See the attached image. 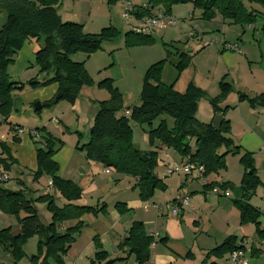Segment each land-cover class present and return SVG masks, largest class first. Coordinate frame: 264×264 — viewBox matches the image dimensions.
<instances>
[{
    "label": "trees",
    "instance_id": "1",
    "mask_svg": "<svg viewBox=\"0 0 264 264\" xmlns=\"http://www.w3.org/2000/svg\"><path fill=\"white\" fill-rule=\"evenodd\" d=\"M146 7L135 6L134 15L142 18L153 14L160 9L169 14L170 7L187 0H143ZM245 2H256L264 6V0H195L194 6L202 9L203 18L212 20L218 14L222 21L232 25L249 26L254 24L260 15L249 10ZM58 0H0V11L5 13V21L0 26V125L6 123L12 107V93L22 90L23 85L10 81L8 68L14 63V58L24 43L35 39L41 43L40 49L34 54V64L40 74L51 75L42 82L35 80L27 84L31 88L57 85V94L60 99L74 103L85 88H89L92 80L82 63L71 61L70 55L76 52L86 56L93 54L100 43L113 39L118 32L113 28H105L98 34H85L81 25L62 22L56 13L55 6ZM142 6V7H141ZM127 44H143L150 40L149 35H140L131 30L125 34ZM162 62L150 66L146 71L142 90L139 95V104L124 106L120 93L116 91L110 81H102L99 86L110 91V100L99 102L92 126L89 130L88 143L82 147L85 159L88 162L100 164L117 174L130 176L136 180L134 189L142 202L150 200L156 191H164L165 185L154 175L158 163V147H164L176 153L182 160L203 168L202 177L218 174L224 168V157L228 153L238 154L239 147L233 145L230 137V124L222 120L219 130H215L212 123L203 124L196 120V106L203 96L202 90L189 84L183 93L173 90L172 86H165L160 82ZM184 64L177 66L180 71ZM19 86L16 88V86ZM220 95L211 100L212 104L221 101L231 92L230 84L221 80L218 83ZM238 102H246L252 109H264V94L248 96L238 93ZM58 100L53 98L45 103L54 104ZM42 107V105H41ZM128 111L129 116H124ZM217 112L214 111V116ZM220 113V112H219ZM172 120V126L162 117ZM158 123L153 127V123ZM132 125L142 128L147 126L146 133L149 148L154 150L134 149ZM34 138V137H32ZM19 144L20 139L14 138ZM41 147L35 146L36 170L32 173V180L37 181L43 176L49 178L52 192H56L64 200L62 207L55 206L52 192L40 195L35 199L28 197L26 189L11 191L5 189L0 182V213L14 215L18 219V233L12 236L9 229L0 230V246L9 252L13 264L24 258L21 246L30 238H37L36 254L29 257L31 264H63L62 258L74 241V236L82 226L79 218L84 215L97 216L105 213L106 205L101 203L94 206H79L75 202L81 198V189L68 180L56 176L58 166L53 160L54 141L49 135L40 137ZM40 142H34L35 145ZM224 152L220 154V150ZM9 148L0 142V167L8 172L12 171L16 161L11 157ZM243 167L241 182L236 191L241 197L233 200V205L239 213L241 225L252 224L256 237L264 239V229H260L259 218L262 213L249 204L255 190L261 184L254 169L253 154L243 151L239 159ZM22 184V183H21ZM205 188H213V183H207ZM223 190H233L231 185L223 183L219 186ZM34 202L45 203L50 213V223L43 225L37 215ZM116 211L123 215L128 212L125 204H115ZM20 213L24 216L18 217ZM67 221L76 224L59 230V226ZM95 253L89 264H114L121 259H108L102 250L98 238H93ZM160 242H164V239ZM154 237L145 232L141 223L131 225L127 237L118 248L132 256L136 264H146L150 259V247ZM244 245H237L236 238L227 237L219 246L210 250L204 257L221 259ZM254 247L251 246V254ZM214 264V263H209Z\"/></svg>",
    "mask_w": 264,
    "mask_h": 264
},
{
    "label": "rangeland",
    "instance_id": "2",
    "mask_svg": "<svg viewBox=\"0 0 264 264\" xmlns=\"http://www.w3.org/2000/svg\"><path fill=\"white\" fill-rule=\"evenodd\" d=\"M31 1L37 2L38 0ZM129 1L134 6H140L143 0ZM194 1L187 0L184 3L171 6L169 14L176 20L175 24L149 34L150 40L148 43L129 45L127 44L125 34L131 28L121 18L124 0H58V4L54 8L62 22L81 25L82 31L85 34H98L105 28H113L118 32L117 36L113 39L102 41L99 48L89 56L81 52L70 55L71 61L83 64L84 69L92 80L91 86L85 88L84 91H89L88 99L96 111L99 108V102L108 101L111 97L110 91L107 88L99 86V83L102 81L111 82L116 91L120 93L124 106L139 104V95L142 90L144 75L150 66L159 62H162L160 82L163 85L172 86L173 90L178 93H183L189 84L202 90L203 96L197 101L195 118L203 124L212 123L215 116H222V114L224 119H226L230 111L235 109L238 93L248 96L262 93V91L256 90L260 88V79L264 76V35L258 32L262 19H264V6L256 2H245L246 8L254 10L260 17L252 25L240 26L229 24L226 21L218 20L217 22H213L205 20L202 16V9L195 7ZM4 21L5 13L0 11V26ZM131 22L134 23L133 20ZM223 40L231 44L237 43L241 51V53L231 52L238 56V61L235 67L228 71H222L221 64L217 61L219 41ZM30 45L33 46L32 43ZM39 46L41 47V43H39ZM243 46L248 47L249 54L246 59L245 55H243L245 53ZM259 51L263 55L262 58L258 56ZM226 52L230 51H224V53ZM16 57L17 55L14 61ZM32 62L20 79H12L14 83L23 85V89L19 91L15 90L12 93L13 105L10 114L12 118H16L24 123L26 136L30 129L36 131V138L29 136V145L41 147L40 137L43 135H49L53 139V157L54 162L58 166L56 176L63 180L71 181L83 192L82 189H85L84 185L89 184L93 177L101 175L102 171H104L102 166H97L99 164L95 163L96 165H94V163L88 162L85 159L84 151H82V147L89 140V130L92 126L95 111H79L74 104L75 102L72 104L64 99H60L56 103L47 106L45 103L48 101L45 100V97L41 93L47 91L45 87L48 85L31 88L27 83L31 80L42 82L50 78L51 75L40 74L34 64V59ZM180 62L184 64V67L179 71L177 66ZM12 65L8 68V73ZM221 80L230 84L232 90L224 99L212 104L211 100L218 98L220 95L218 83ZM56 95L57 93L54 95V98ZM36 103L42 105L41 110H34ZM214 111L217 112L215 116L213 115ZM261 113V115H257L256 126L255 124L249 125V123L244 125L247 127V132L251 131L253 134H257L259 140L262 142L261 146H263L264 111ZM162 118L168 123V127L172 126L170 118L166 116ZM157 123L158 120L153 123V127ZM239 125L238 129H236L237 132L244 130ZM0 127V140L2 143H14L13 139L18 137L8 128L9 124H4ZM148 129L147 126L139 128L132 125L134 143L141 150H146L149 147L148 141H145ZM230 137L233 145L239 147L240 150H238L237 155L233 153L226 154L224 157L225 168L221 172L223 175L224 173H229V177H234L231 163H236L237 159H240L243 154V147L240 145L241 133L237 134L234 131ZM34 142L40 143L35 145ZM21 144H23V139L18 145ZM219 152L222 154L224 149H221ZM253 155L254 161L256 156L259 160V152L257 150ZM228 163L230 164V172L228 170ZM238 165L242 167L239 160ZM159 167L156 169V172L160 174L162 168L159 169ZM256 168L254 162L256 176L259 178L261 184L255 190L250 201L262 213L261 221L264 225V164H260L259 170ZM17 172V164H15L12 171L8 174L10 180L2 186H6V189L12 191L20 190V186L16 184V180L19 177ZM59 173L67 179L62 178ZM111 175L115 176V174ZM213 175L216 176L215 174ZM102 177L104 176L102 175ZM223 177L226 178V176ZM21 178L26 185H33L32 177L28 178L24 175ZM228 184L233 188V190L228 189L229 195L230 192L231 196H234L236 193L238 195V191L236 190L239 186L231 182H228ZM37 185L38 188L48 186L47 179L44 177L40 178ZM52 193L55 206L62 207L64 200L58 193L54 191ZM27 194L30 199L39 197V194L35 195L34 191H27ZM82 196L81 194V198L75 204L83 201ZM88 199L89 196L86 195V203ZM223 200L230 204L232 203V200H229L228 196ZM33 204L41 222L44 224L50 223L51 217L46 204L40 202H34ZM22 216H24L23 213L18 215V217ZM18 228L16 216L5 213L0 214V230L9 229V233L15 236L18 233ZM252 230V226H249L244 231L245 236L253 241L264 240L255 237L256 235ZM247 237H244V240L248 239ZM34 239L30 238L27 241L33 243L32 240L36 241ZM27 241L21 246L25 256L17 264H23V262L31 264L25 251ZM34 245L35 249L28 250L29 257L36 254L37 243ZM33 250L35 253L31 255ZM221 261L225 263L224 259ZM256 263L264 264V259H259ZM0 264H13L9 252L2 249V246H0Z\"/></svg>",
    "mask_w": 264,
    "mask_h": 264
},
{
    "label": "crops",
    "instance_id": "3",
    "mask_svg": "<svg viewBox=\"0 0 264 264\" xmlns=\"http://www.w3.org/2000/svg\"><path fill=\"white\" fill-rule=\"evenodd\" d=\"M144 4H146V2L142 1L140 5ZM218 20L222 21L221 17L216 14L211 21L217 22ZM258 32L264 35V19H262ZM239 41L241 40L239 39ZM31 43L33 46L30 45ZM219 43L229 42L223 40L219 41ZM26 44L22 46L12 67L9 69L8 74L11 82H13L12 79H20L21 76L26 73L28 66L33 63L34 54L40 49L39 42L35 39H30ZM220 44L217 52V61L220 62L222 71H228L235 67L238 61V56L231 52L224 53V51H221ZM243 47L245 51L243 55H245L246 59L249 54L248 47ZM258 54L259 57H263L260 51ZM260 82V88L256 91H262L264 94V76L260 79ZM18 87L19 86L17 85L16 88ZM45 88H47V91L41 93V95L45 97L46 101H49L50 99H53L54 95L57 93V85L50 84ZM252 96L255 95H250V97ZM88 97L89 91L83 90L81 96L74 104L79 111L96 112V109L91 106ZM41 108L42 107L40 106V110ZM235 109V111H230L226 117V120H228L231 127L230 136L234 131L237 134L241 133L240 145L243 147V151L252 154L256 150L259 152V160L256 156L254 161L255 166L257 167L256 169L259 170L260 164H264V157L261 152L262 142L259 140L257 134H253L251 131L247 132V127L245 125L249 123V125L255 124L256 126L257 115H261V112L264 111V109H255L256 111L251 110L246 102H238V99ZM4 124H9L8 128H10V130L11 126L24 128V123L16 118H12L11 114ZM239 124L244 130H239V132H237L236 129H238ZM18 138L20 139V143L23 139V144L18 145L11 142L5 143V146L10 150L11 157L17 164V173L19 177L16 180V184L20 186V189H26L28 192L34 191L35 195L39 194L40 196L51 193L52 189L49 190L47 185L46 187L38 188V180H32L33 185H26V183L23 182L21 176L25 175L28 178H31L32 173L36 170L35 147L29 145L30 137L28 135ZM146 140L147 137H145V141ZM0 142L2 141L0 140ZM149 149L154 150V148L151 149L149 147L146 150ZM155 150L158 151V163L154 170V175L161 180L166 188L163 192L156 191L153 198L146 202L139 200L138 192L133 188L136 180L126 175L113 172L106 174L102 171L101 175H96L92 178V181L89 184L84 185L85 189H82L83 201H79L76 204L79 206H94L105 203L106 211L97 216L84 214L79 218L78 221L81 222L82 226L74 236L73 243L63 256V264H89V260L95 253L93 242L94 237L98 238L102 250L108 255L107 260L121 259V261H116L114 264H136L132 256L128 257L126 251L118 248L119 244L127 237L131 225L135 222L141 223L144 226L145 232L154 237V243L150 247V259L146 264H230L228 261V255H225L221 259L210 257L208 260H204L205 255L210 250L219 246L229 236L236 238L237 245H244L249 241L253 242V254H251V251L247 254L248 264H257L256 261L264 259V245H260L257 240L253 241L245 236L244 231L249 228V226H252V231L255 234L254 226L252 224L241 225L239 223V213L233 205V200L238 197L240 198L241 195H237L236 193L234 194V197L231 196L232 194L230 192V195L228 196L229 200H232V203L230 204L223 200L227 197L214 195L211 193V189L204 187L207 183H213L214 187H219L221 184L228 182L235 183L239 186L243 174L242 167L238 165L239 159H237L236 163H231V167L234 170V177H229V173H224L223 175L222 172H219L216 176L210 175L207 178L199 180L196 178L195 173L187 176L167 175L166 171L168 168L180 164L183 160L176 153L164 147H158V149ZM94 165L96 164L94 163ZM97 166L101 165L99 164ZM158 167L159 169L162 168L160 174L156 172ZM228 170L230 172L229 163ZM9 173L10 172H8V174ZM111 174H115V176ZM59 175L62 178H65L61 173H59ZM102 175L104 177H102ZM223 176H226V178ZM43 177L47 179L48 183L49 178L46 176ZM4 188L6 189V186H4ZM178 194L188 196V205L184 208H179L177 216L171 215V213L166 210L158 213L154 209L155 204L163 206L173 202ZM86 195L89 196L87 203ZM250 200L248 201L249 204L258 209V207L251 203ZM117 203L125 204L128 212L123 215L119 214L115 209V204ZM63 204L64 202H62V205ZM261 218L262 217L259 218L258 222L260 229L263 230L264 225L262 224ZM75 224V221L64 222L59 226V230L64 232ZM244 237H247L248 239L244 240ZM33 238H35L36 241L32 240L33 243L27 241L25 244V251L28 260L30 256L28 250L35 249L34 244L37 243V238ZM163 239L164 242H160ZM34 253L33 250L31 255ZM223 259L225 260V263L221 261ZM23 264H29V262H23Z\"/></svg>",
    "mask_w": 264,
    "mask_h": 264
},
{
    "label": "built area",
    "instance_id": "4",
    "mask_svg": "<svg viewBox=\"0 0 264 264\" xmlns=\"http://www.w3.org/2000/svg\"><path fill=\"white\" fill-rule=\"evenodd\" d=\"M146 7V5H142ZM141 6V7H142ZM136 8L129 0H124L123 2V10L121 13L122 20L131 28V31L140 34V35H149L156 30L165 29L169 26L175 24L176 20L170 15L164 13L160 9H155L153 14L150 16H145L142 18H136L134 15ZM131 20L134 21L131 22ZM221 51H230L241 53L240 48L237 43H221ZM124 116H129V112L125 111ZM2 121V117L0 115V122ZM11 130L17 137H21L25 135V130L19 126H11ZM28 136L36 138L37 133L35 130H29ZM261 151L264 157V145L261 147ZM104 172L108 174L110 172L109 169H104ZM202 172L203 168L196 164H192L188 162V159L183 160L180 164L173 165L172 167L168 168L166 173L167 175H191L195 173L196 178L202 180ZM9 180V175L6 171H4L0 167V182L4 183ZM47 188L51 190V182H48ZM211 193L214 195H220L223 197L229 196L228 190L220 189L219 187L211 188ZM188 205V196L178 194L175 197L173 202L161 205H154V209L159 213L160 211L166 210L171 213L173 216H177L179 212V208H184ZM260 245H264L263 241H258ZM253 242H248L244 244L242 249H236L228 254V261L230 264H248L247 254L251 251V246Z\"/></svg>",
    "mask_w": 264,
    "mask_h": 264
},
{
    "label": "water",
    "instance_id": "5",
    "mask_svg": "<svg viewBox=\"0 0 264 264\" xmlns=\"http://www.w3.org/2000/svg\"><path fill=\"white\" fill-rule=\"evenodd\" d=\"M60 96H61L60 94H57L55 96V100H58L60 98ZM40 106H41L40 103H36L34 105V110L35 111H39L40 110ZM221 120H222V116H220V115L214 117V119L212 121V126L215 128V130H219V126H220ZM138 148L139 147L137 145H134V149L135 150H138Z\"/></svg>",
    "mask_w": 264,
    "mask_h": 264
}]
</instances>
